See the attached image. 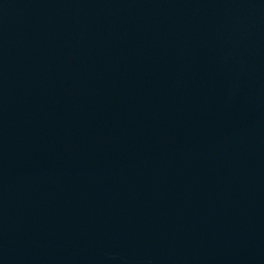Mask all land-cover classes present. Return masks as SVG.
Masks as SVG:
<instances>
[{
    "label": "water",
    "instance_id": "water-1",
    "mask_svg": "<svg viewBox=\"0 0 264 264\" xmlns=\"http://www.w3.org/2000/svg\"><path fill=\"white\" fill-rule=\"evenodd\" d=\"M239 0H0V195L130 114Z\"/></svg>",
    "mask_w": 264,
    "mask_h": 264
}]
</instances>
